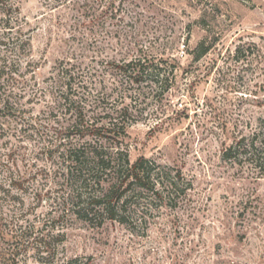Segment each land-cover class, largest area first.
Returning a JSON list of instances; mask_svg holds the SVG:
<instances>
[{"label": "rangeland", "instance_id": "374dc122", "mask_svg": "<svg viewBox=\"0 0 264 264\" xmlns=\"http://www.w3.org/2000/svg\"><path fill=\"white\" fill-rule=\"evenodd\" d=\"M13 2L30 39L16 82L25 112L0 128V264H264V161L235 147L264 126V0ZM203 37L213 46L196 60L188 49ZM142 53L169 59L168 90L111 63ZM62 67L85 120L112 116L115 130L58 135L74 119L55 102ZM61 136L180 170L184 192L144 188L125 222L81 218L64 206L63 165L50 151Z\"/></svg>", "mask_w": 264, "mask_h": 264}, {"label": "trees", "instance_id": "16d2710c", "mask_svg": "<svg viewBox=\"0 0 264 264\" xmlns=\"http://www.w3.org/2000/svg\"><path fill=\"white\" fill-rule=\"evenodd\" d=\"M49 1L61 5L69 0ZM75 3L79 4L80 1H75ZM18 11V5L13 0H0V14L4 15L5 20L3 23L5 30L0 31V128L2 129L7 123L14 121V118L19 117V114L25 112V109L15 99L18 94L21 95L20 91L16 90L18 88L16 82L18 81L17 76H21L19 73L22 65L21 56L25 53L30 37L26 36L23 24L18 23ZM212 46L213 41H210L208 37H203L192 49H188V52L194 53V59L197 60ZM168 61L169 59H156L142 53L128 59L119 61L115 59L111 63L122 74L128 76L131 82L142 83L150 79L161 85L168 84L165 87V90H168L172 77L162 72L164 68L162 63ZM73 80H75V75L70 68L58 69L56 85L60 91L55 94V102L58 101L60 105H65L74 115L73 121L56 129L58 135H62L63 130L72 129L77 130L75 133L85 135L96 125L90 119L85 120V107L82 104L76 105L80 97L76 88L73 89ZM128 109L129 105L123 106L119 113L122 114ZM118 123V120H114L111 116L109 121L96 125L95 128L96 130L113 131ZM21 125L25 123L21 122ZM2 132L3 130L0 131V136ZM95 132L98 131L92 133L95 134ZM65 136L59 137L61 138L59 143H54L50 151L53 152L52 155L54 151L59 152L60 162L63 165L61 174L66 181L67 190L63 200L64 206L66 208L67 204H70V208L81 218L91 219L102 215L125 222L130 199L144 188L156 193L163 192L164 189H169L171 192H184L181 187L180 170L173 175L165 169H159L144 156L132 161L124 150H118L117 154H113L106 150L103 144L89 148L83 145H67L66 140L62 141V137L65 138ZM235 147L236 149L237 147L243 148L245 151L249 150L253 160L261 164L264 161V126L256 131L248 142H246V137H242ZM232 149L230 147L226 151L227 156ZM11 178L10 182L6 181L9 185L15 184L17 180V178ZM90 181L94 183L97 181L99 189L96 188L93 191V187L89 185ZM2 185L1 183L0 186Z\"/></svg>", "mask_w": 264, "mask_h": 264}]
</instances>
